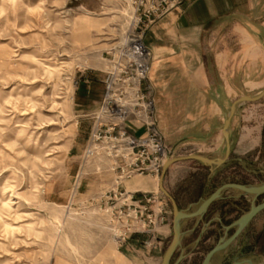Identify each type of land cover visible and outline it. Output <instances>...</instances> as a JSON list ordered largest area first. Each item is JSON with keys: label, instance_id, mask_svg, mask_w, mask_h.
<instances>
[{"label": "rangeland", "instance_id": "obj_1", "mask_svg": "<svg viewBox=\"0 0 264 264\" xmlns=\"http://www.w3.org/2000/svg\"><path fill=\"white\" fill-rule=\"evenodd\" d=\"M133 1L0 0V264H103L108 257L117 260L111 250L115 251L118 243L92 215L90 207L98 205L92 198L115 188L113 175L105 170L96 172V162H86L83 155L93 126L92 112L99 107L103 95L107 52L132 34L141 37L149 51L145 84L155 103L151 69L159 59H154L150 45H165L170 38L167 27L155 25L164 24L176 10L183 12L192 0H179L162 18L139 23ZM174 32L182 31L175 26ZM253 60V73L234 75L237 80L231 83L238 86L239 92L232 94L228 99L231 102L259 95L264 85V58ZM165 66L158 67V77L168 82L169 92L180 86L186 92L180 98L182 103L171 105V117L183 120L187 135L171 137L173 142L168 144L156 125L170 157L223 155L224 139L218 153L208 151L203 138L196 136L193 121L185 123L187 118L201 119V90L195 92L197 104H186V100H193L194 90L185 89V81L179 85L172 66L168 71ZM246 75L253 82H243ZM223 79L224 73L222 82ZM243 83L247 85L244 89ZM230 101L223 105L225 120ZM155 120L157 124L156 115ZM143 129L137 131L138 135ZM231 141L235 151L239 145L241 150L252 149L232 154L231 163L215 172L214 184L228 180L245 185L264 183V98L237 104ZM181 162L172 166H182L177 186L188 197L201 191L206 173L199 160ZM134 177L152 182L164 211L157 218L158 222L161 217L163 220L155 236L149 238L142 233V252L132 255L137 264H160L173 235L171 203L159 188L160 176ZM244 196L237 203L235 216L250 208V196ZM262 201L264 194L255 203ZM153 245L158 252L154 261L147 263L145 251ZM211 245L195 255L198 261L187 257L182 264H199ZM222 256L225 261L220 263ZM177 258L174 254L170 264ZM235 259L244 264L264 261V209L256 215L250 231L218 253L214 262L230 264Z\"/></svg>", "mask_w": 264, "mask_h": 264}, {"label": "crops", "instance_id": "obj_2", "mask_svg": "<svg viewBox=\"0 0 264 264\" xmlns=\"http://www.w3.org/2000/svg\"><path fill=\"white\" fill-rule=\"evenodd\" d=\"M181 12L180 10H176L166 18L164 24L158 23L155 25V27H159L160 25L167 27L166 34L170 37L169 41L162 46L150 45L152 52L155 53L154 59H159L156 66L154 68L152 66L151 69V81L155 87L156 94L155 115L157 127L164 141L168 144L173 142L171 137L183 138L187 135L183 120L171 117V105L182 103L180 98L186 92L180 86L177 91L170 93L167 88L168 82L160 80V77H158V74L161 72L158 70L159 66L166 65V71H168V67L172 66V72L177 75L175 76V80H178L179 85L180 81H185V89L194 90V95L195 92L201 90V119L198 120L195 116L194 118L185 119V123L193 121V125L197 127L196 136L198 135L203 138L204 146L207 145L208 151L218 153L223 139L225 143L223 155H216L213 158L202 156L214 161L210 164L201 162V167L205 168L206 176L205 182L201 184V191L198 193H192L193 195L184 197V191L179 187V184L177 186V183L181 180L182 166H172L175 165L173 163L168 166L165 172L163 183L167 192L175 200L181 211L191 214L196 212L201 203L218 187L227 183L243 184L228 180L215 185L213 181L215 172L221 166L231 163L230 157L232 154L237 152L244 153L252 149L249 147L241 150V146L239 145L237 150H234L231 141V118L228 126L230 153L228 159L223 164L216 163L226 153V139L223 134L225 124L223 105L229 103L230 100L228 99L232 94L237 95L239 92L238 86L232 84L231 81L237 80L234 75L238 73L247 74L254 72V57L264 58V0H192ZM175 26L177 29H181L182 32H174ZM263 71L264 61L262 66ZM222 73H224L223 82L221 81ZM216 74L218 75L217 77ZM225 74L230 75L226 77ZM243 80V82L250 80L253 82V78L248 77V75ZM242 86L241 88L243 89L247 87L246 83H243ZM263 89L264 85L259 92L261 93ZM187 93L189 92L187 91ZM240 95H244V93L240 92ZM263 98L264 95L259 99ZM235 100L230 101L231 105ZM191 102L193 104L198 103L196 95L192 101H185L186 104ZM97 104L98 101H95L96 106ZM98 108L92 112L93 123L95 121L94 115L98 111ZM199 121L200 126L198 125ZM127 127L132 132L139 134L137 131L140 128L135 123L130 122L127 124ZM177 163L180 164L182 162L179 161ZM125 183V190L129 192L155 191L152 182L148 179L134 177ZM210 189L211 191L208 193L207 190ZM242 197L245 196L239 190L227 188L223 190L221 198L218 200V203H220L219 209L211 211L208 209L204 215L199 214L183 218L180 222L181 239L175 251V254L178 255L177 260L180 257L181 259L185 258L187 252L196 248L201 238L203 239L209 231L215 229L218 234L217 236H219L217 242L226 236L227 229L225 227L247 212L245 211L235 216L238 213L237 203ZM250 199L252 200L253 198L250 196ZM255 217L246 225L237 239L250 231V225ZM192 233L195 234L194 239L185 242V239ZM143 237L144 235L142 234L132 235L125 244L122 246L118 245L115 251L111 250V253L116 256L117 260L108 257L104 260L103 264H125L127 261L137 264L136 258L132 254L142 252L141 239ZM211 241L212 237L208 242ZM95 248L93 247L94 251L96 250ZM157 252L156 245H153L151 249H146V260L144 261L152 263ZM224 261L225 256H222L220 263Z\"/></svg>", "mask_w": 264, "mask_h": 264}, {"label": "built area", "instance_id": "obj_3", "mask_svg": "<svg viewBox=\"0 0 264 264\" xmlns=\"http://www.w3.org/2000/svg\"><path fill=\"white\" fill-rule=\"evenodd\" d=\"M178 1L134 0L137 23L162 18ZM148 72L149 51L139 35H130L107 52L103 95L83 153L86 162H96V172L105 170L113 175L115 188L92 198L98 205L90 207L118 245L134 234L152 238L163 220L157 221L164 211L157 192L123 188L136 175L159 178L164 163L172 159L156 127L154 99L145 84ZM130 122L144 132H132L127 127Z\"/></svg>", "mask_w": 264, "mask_h": 264}, {"label": "water", "instance_id": "obj_4", "mask_svg": "<svg viewBox=\"0 0 264 264\" xmlns=\"http://www.w3.org/2000/svg\"><path fill=\"white\" fill-rule=\"evenodd\" d=\"M264 95V89L263 91L256 97H250V96H243L237 100H235L233 102V104L231 105V108L229 110V113L227 115V118L225 120V124H224V128H223V134L225 136L226 139V153L225 156L219 160L216 161L217 164H223L229 156L230 153V144H229V138H228V126L230 124L231 118L234 115L236 106L238 103L240 102H252V101H256L259 98H261ZM199 160L201 162L210 164L212 161L202 157V156H187V157H176V158H172L167 160L162 168L161 174H160V178H159V188L161 190V192L164 194L165 197L168 198V200L171 203V207H172V230H173V236H172V240L169 243L167 249L165 250V253L162 257V260L160 262V264H170V261L180 243V239H181V231H180V222L183 218L186 217H190V216H194V215H199L202 214L208 207L209 205L216 199L221 197V193L223 192V190L227 189V188H232V189H236L239 190L240 192L244 193V194H250L253 196V201L251 203V206L249 208V210L247 212H245L244 214H242L240 217H238L231 225L235 226V230L234 232L227 238H223L221 239L205 256L202 264H210V259L211 257L219 252L220 250H222L223 248L227 247L236 237L237 235L242 231V229L261 211L264 209V201H262L261 203H255V200L257 199V197H259L260 195L264 194V183L259 184V185H243V184H237V183H227L224 184L220 187H218L208 198H206L201 205L199 206V208L197 209L196 212L191 213V214H186L183 211H181L175 200L172 198V196L167 192V190H165V188L163 187V178L165 175V172L167 170V167L170 166L173 163L179 162V161H183V160ZM181 257L174 263L177 264L180 261ZM233 264H237V263H233ZM259 264H264V261L262 263Z\"/></svg>", "mask_w": 264, "mask_h": 264}, {"label": "flooded vegetation", "instance_id": "obj_5", "mask_svg": "<svg viewBox=\"0 0 264 264\" xmlns=\"http://www.w3.org/2000/svg\"><path fill=\"white\" fill-rule=\"evenodd\" d=\"M243 195H249V196H251L252 198H253V196L252 195H250V194H244V193H242ZM221 198V197H220ZM258 198V197H257ZM218 200H219V198L218 199H216V200H214L210 205H209V207L201 214V215H204L205 214V212L209 209L210 211L211 210H213V209H215L214 207H215V205H217L218 204ZM252 201H253V199L251 200L250 199V206H251V203H252ZM256 201V200H255ZM249 210V209H248ZM231 225V224H230ZM230 225H228V226H226L225 228L227 229V233H226V236H224L223 238H227V237H229L232 233H230L231 232V230H235V226H232V227H230ZM246 227V226H245ZM244 227V228H245ZM243 228V229H244ZM243 229H242V231H243ZM241 231V232H242ZM240 232V233H241ZM240 233L237 235V237L233 240V241H235L237 238H238V236L240 235ZM194 235V233H192V234H189V236H188V238L187 239H185V242L186 241H189V240H192V236ZM218 234H217V232L215 231V230H213V231H209L205 236H204V238L202 239L201 238V241H199V243L197 244V247L196 248H194L193 250H191V251H189V252H187V256L185 255V258H182L177 264H179L180 262H181V264H182V262H183V260L184 259H186L187 257H192V260H195L196 258V256L195 255H197V254H200V250H201V252H202V250H204V248H207L208 247V245H210L211 243H213V245L217 242V238L219 237V236H217ZM195 237V236H194ZM211 237H212V241L211 242H208L209 241V239H211ZM222 238V239H223ZM221 240V239H220ZM219 240V241H220ZM214 241V242H213ZM218 241V242H219ZM233 241L227 246V247H225V248H223L222 250H220L219 252H221V251H223V250H226L232 243H233ZM217 242V243H218ZM216 243V244H217ZM215 244V245H216ZM213 245H211V246H209L210 248L208 249V251H206V253L202 256V259H201V261H200V263L199 264H202V262H203V260H204V258H205V256H206V254L215 246H213ZM213 246V247H212ZM219 252H217V253H215L212 257H211V259H210V264H215V262H214V259H215V256L219 253ZM175 254V253H174ZM201 255H202V253H201ZM174 256V255H173ZM197 260V259H196ZM198 261V260H197ZM233 263H237V264H244L243 262H241V261H239V260H233L230 264H233Z\"/></svg>", "mask_w": 264, "mask_h": 264}]
</instances>
